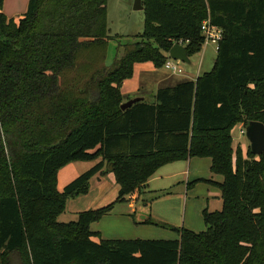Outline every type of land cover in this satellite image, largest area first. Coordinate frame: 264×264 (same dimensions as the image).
<instances>
[{
	"label": "trees",
	"instance_id": "obj_1",
	"mask_svg": "<svg viewBox=\"0 0 264 264\" xmlns=\"http://www.w3.org/2000/svg\"><path fill=\"white\" fill-rule=\"evenodd\" d=\"M3 1L0 264H264V153L243 154L231 135L237 125L264 126V0H142L143 31L109 67L107 0H29L18 26L1 12ZM205 20L222 31L212 70L121 111L120 86L133 66L162 68L180 41L188 58L199 53ZM188 158H209L223 178L222 209L204 211L202 233L94 242L90 225L112 206L57 222L105 167L120 203L158 168ZM98 159L57 190L62 168Z\"/></svg>",
	"mask_w": 264,
	"mask_h": 264
},
{
	"label": "rangeland",
	"instance_id": "obj_2",
	"mask_svg": "<svg viewBox=\"0 0 264 264\" xmlns=\"http://www.w3.org/2000/svg\"><path fill=\"white\" fill-rule=\"evenodd\" d=\"M14 1L4 0L1 12L14 25L18 26L20 18L27 11L29 0H24L19 5H16ZM133 1L107 0V26L110 39L105 49L103 61L107 67L111 66L115 58L120 55L121 48L119 50V46L133 43L134 37L143 31L144 13L133 10ZM208 51L206 63L209 68L215 60L214 47L210 46ZM201 56L202 52L193 56L189 64L179 63L170 58L167 60L173 65H178L183 72H188L198 70ZM231 135L234 145H238L245 154L249 148V143L245 137V128L242 125H237L232 130ZM192 160L200 166L196 172H192L194 177L185 182L187 189L185 193H180L176 197H172L173 193H169V190L160 193L162 195H157L158 192H143L145 188H141L127 195L123 202H116L119 198L120 188L112 173L102 171V174L99 173L90 179L85 195L66 201L65 210L58 215L57 222L61 224L77 222L79 214L83 212L112 206L107 215L90 225V231L97 234L93 237L94 242L100 240L173 241L179 239L178 234L173 229L181 228L193 233H202L206 230L203 220L204 211L214 213L222 209L221 191L219 189V184L222 181H219L220 176L212 179L214 176L210 173L209 159L194 158ZM97 162H93V164L74 163V166L71 164L72 166L68 165L62 168L58 172L57 190L62 192L64 187L90 170ZM196 176H200V178ZM157 214L169 219V221L156 219ZM143 218L166 225L169 228L144 225L141 223L142 220H145Z\"/></svg>",
	"mask_w": 264,
	"mask_h": 264
},
{
	"label": "crops",
	"instance_id": "obj_3",
	"mask_svg": "<svg viewBox=\"0 0 264 264\" xmlns=\"http://www.w3.org/2000/svg\"><path fill=\"white\" fill-rule=\"evenodd\" d=\"M23 1L24 0H15L14 3L16 5H19V4H22ZM3 5H4V1H3ZM210 46L212 45L204 44L201 47L200 52H202V56L199 62L198 70L183 72L181 68L178 65H176L177 68L181 70V73L177 74V73H172L171 71H167L163 67L156 68L150 62L135 64L133 66L132 77L128 80H125L120 86V94L123 98V103L129 100H132V99L139 98V99H142L141 102L151 104L153 103L154 96L156 95L158 90L166 89V88H173L184 82H195L198 77L202 76L205 73L210 72L213 68L214 63L211 64L209 68H208V64L206 63V55H208L209 53L208 50ZM216 53H217V50L214 47L215 59H216ZM197 54H195L194 56H196ZM192 57L189 58V61ZM202 66H205V68H202ZM202 70H204V72H202ZM192 159L194 158H188L187 160L172 162V163L166 164L158 168L149 177L146 184L142 187L143 189L145 188L143 192L154 191V192H158L157 195H162L160 193H162L163 191L169 190L170 191L169 193H173L172 197L179 196L180 193L181 194L185 193V190H187L185 182L191 179L192 177H194L192 172L194 171L196 172L200 166L198 163L196 162L194 163ZM206 159L208 160L209 158H206ZM96 161L100 162V159L91 161V162H73L68 165L72 166L74 163H87V164L92 163L93 164V162H96ZM210 164H211V160H210ZM210 173H211V170H210ZM211 175L214 176L212 179L218 177V175H214L212 173ZM196 177L200 178V176H196ZM220 178L221 179L219 181L220 182L223 181V178L221 176ZM57 184H58V175H57ZM172 197H168V198H172ZM143 219L146 220L147 218H143ZM156 219L158 220L161 219L165 222L169 221V219L164 218L158 214L156 215Z\"/></svg>",
	"mask_w": 264,
	"mask_h": 264
},
{
	"label": "water",
	"instance_id": "obj_4",
	"mask_svg": "<svg viewBox=\"0 0 264 264\" xmlns=\"http://www.w3.org/2000/svg\"><path fill=\"white\" fill-rule=\"evenodd\" d=\"M133 10L134 11H143L142 0L133 1ZM168 56L173 61L189 64V58L186 52L185 47H182L179 44L173 45L169 50ZM142 99L136 98L129 100L123 103L120 106L121 111H125L130 108L133 104L141 102ZM245 137L249 143L250 152L252 155L258 157L264 153V126L259 122H249L245 127ZM111 170V166L109 167Z\"/></svg>",
	"mask_w": 264,
	"mask_h": 264
},
{
	"label": "built area",
	"instance_id": "obj_5",
	"mask_svg": "<svg viewBox=\"0 0 264 264\" xmlns=\"http://www.w3.org/2000/svg\"><path fill=\"white\" fill-rule=\"evenodd\" d=\"M200 31H201L202 36L204 37V41H205L204 44H210L214 46L217 50L219 42L222 39L221 29L211 25L209 20H205L204 22H202L200 26ZM186 43L187 42L183 43L180 41L177 44L181 45L182 47H185L184 45ZM167 57L169 58L168 54H167ZM163 68L167 71H171L172 73H177V74L181 73V70L178 69L176 65L171 64L168 60L165 62Z\"/></svg>",
	"mask_w": 264,
	"mask_h": 264
}]
</instances>
